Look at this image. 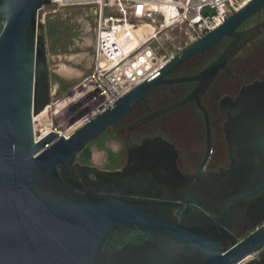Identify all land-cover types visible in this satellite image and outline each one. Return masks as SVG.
Returning a JSON list of instances; mask_svg holds the SVG:
<instances>
[{"label":"water","instance_id":"water-1","mask_svg":"<svg viewBox=\"0 0 264 264\" xmlns=\"http://www.w3.org/2000/svg\"><path fill=\"white\" fill-rule=\"evenodd\" d=\"M54 0H0V264H260L264 256V79L219 100L229 164L202 170L210 153L201 96L232 53L264 24L238 31L264 9L248 0L68 137H34L32 116L50 103L48 57L38 12ZM231 38L193 75L168 77L195 55ZM195 82L183 98L127 130L194 102L204 113L207 151L196 173L176 165L160 135L126 143V162L107 171L80 163L89 143L122 122L161 85ZM252 254L257 258L246 261Z\"/></svg>","mask_w":264,"mask_h":264},{"label":"built area","instance_id":"built-area-1","mask_svg":"<svg viewBox=\"0 0 264 264\" xmlns=\"http://www.w3.org/2000/svg\"><path fill=\"white\" fill-rule=\"evenodd\" d=\"M244 1L54 0L58 6H88L95 20L92 65L84 84L96 108L79 118V126L156 77L170 59L221 25ZM145 25L148 31H141ZM167 29L184 38L171 54L160 43Z\"/></svg>","mask_w":264,"mask_h":264},{"label":"rangeland","instance_id":"rangeland-1","mask_svg":"<svg viewBox=\"0 0 264 264\" xmlns=\"http://www.w3.org/2000/svg\"><path fill=\"white\" fill-rule=\"evenodd\" d=\"M260 14L257 18H264V12H260ZM38 18L42 24L48 57L50 103L45 107H48L46 113L42 114L44 109L41 113L32 116L34 137L36 139L41 136L42 131H54L61 135L71 134L80 127L79 118L86 112L96 108V104L91 102L92 93L89 92L88 86L84 84L92 65L95 25L92 9L88 6H58L51 2L49 5L42 6L38 12ZM253 23L254 19H249L242 25V29L250 27ZM3 24L4 21L0 20V27ZM141 29V31H148L144 28ZM183 40L184 38L177 36L174 30L167 29L162 35L160 43L164 47L166 44H170L172 51H166L171 54L176 51L177 46ZM226 44L227 41L221 49ZM256 56L263 70V74L258 78L264 79V52ZM245 62L246 66L244 65L243 70L247 72L246 79L251 80L253 75L250 73V69L253 68L254 63L251 60ZM237 88L234 81H229L225 77H221L218 81L217 90L221 96L232 94L237 91ZM75 91L80 94L77 95ZM218 101V99H215L213 102L216 107ZM138 112L136 109L135 114ZM175 113L178 118L172 123L171 130L166 131L164 126L165 121L171 116L166 114L159 119V123L156 125L157 133L174 138L181 146L197 145L203 147L205 140L199 130L200 116H196L194 112L189 111V108L186 107L176 110ZM34 118L36 119L34 120ZM153 127L152 125V130ZM196 133L197 135L200 133V137H196ZM126 143L123 131L111 127L87 145L86 149L89 157L87 159L80 157V163L100 170L114 171L121 169L126 162ZM220 161L221 163L224 162L223 159ZM255 257L257 258V254H252L246 261Z\"/></svg>","mask_w":264,"mask_h":264},{"label":"flooded vegetation","instance_id":"flooded-vegetation-1","mask_svg":"<svg viewBox=\"0 0 264 264\" xmlns=\"http://www.w3.org/2000/svg\"><path fill=\"white\" fill-rule=\"evenodd\" d=\"M252 18L254 19V23L250 27L258 23L259 21L264 20V18H261V17L257 18V16L252 17ZM242 25L238 29V31H243V30L250 28L248 27L246 29H242ZM230 40L231 38H226L227 44L230 42ZM223 49L218 47V44H216L214 47H212L207 52L200 54V68L193 69L192 73H189V74H181L177 76L170 74L168 77L186 76V75H193V74L198 73L199 71L206 68L212 61H214L221 54ZM221 71L218 72V74L215 76V78L209 85L208 89L204 92V94L201 96V99H200V105L203 108H205V110L207 111L208 120H209V130H210V149L211 150L209 153L207 163L202 170L205 174L216 172L220 168H226L228 167V164H229V158L227 154V145H226V141H225V138L222 132V124L225 121V114L221 111L219 107V101L217 104L218 108L213 102L215 99L220 100L225 95H228L234 98L237 95L240 88L237 91L233 92L232 94H224L223 96H221V94H219L217 90L219 74ZM183 83H190V87L178 89V87H176V84H168V85H161V86L155 87L152 90V92L147 96V98L144 101L140 102L141 104H144L145 106L140 105L137 107V105H139L140 103L137 104L122 122L115 124L117 126L114 128H117L120 131H123V136L126 142L137 144V143H140L143 138L153 137V136H157L161 134V133H157L158 129L156 128V125H158L159 123V120H158L159 117L166 115V114L171 115L169 116L168 120L165 121V124H164V126L166 127V131H170L172 123L174 122V120L178 118L175 111L183 107L189 108V111L194 112L196 116H200V129L199 130L201 131V136H203L205 140L203 147L202 146L199 147L197 145L181 146L174 138H170L162 134L160 135L163 138L167 139L169 142L174 144V146L178 150V157L176 159V165L183 175L189 176V175L196 173L197 170L200 168L201 163L207 151V138H206V126H205L204 113L201 109L197 107V105L194 102H191L180 108L168 111L152 120H149L147 122H144L140 125H137L127 130V127L131 123L142 118L149 112L154 111L160 107H163L165 105H168L170 103H173L183 98L191 91V89L195 85V82H183ZM136 109L139 111L137 114H135ZM152 125L154 126L153 130L151 129ZM195 136L200 137V133L199 135H197L196 133ZM222 159L224 160L223 163H221L220 161ZM260 264H264V256L260 260Z\"/></svg>","mask_w":264,"mask_h":264},{"label":"trees","instance_id":"trees-1","mask_svg":"<svg viewBox=\"0 0 264 264\" xmlns=\"http://www.w3.org/2000/svg\"><path fill=\"white\" fill-rule=\"evenodd\" d=\"M263 12H264V9L261 11V13ZM259 15L261 14L259 13L257 17ZM0 20H2L1 16H0ZM2 27L3 26L0 27V31ZM225 42H226V38L218 43V47L221 48ZM238 46L232 53L231 61L227 65V69L222 70L219 74V79L221 77H225L229 81L230 80L232 82L234 81V84H236V86L238 87L237 90L242 85L247 84L253 80L263 79V78H258L263 74V70L261 68V64H259V62L256 59L257 57L256 55L264 52V25L261 28L257 29L255 33L249 35L246 39H244L242 43H240ZM165 47L164 48L166 50L172 51V46L170 44H166ZM248 60H251L254 63L253 68L250 69V73L253 75V78L251 80L246 79L247 72L246 71L244 72L243 70L244 65L246 66V64L244 63H246L245 61H248ZM197 68H200V55L199 54L195 55L188 62L184 63L179 69L174 71L172 75L177 76L181 74H189V73H192L193 69H197ZM176 87H178V89L189 88L190 83H178L176 84ZM140 105L145 106L144 104L140 103L139 105H137V107ZM161 117H159L158 120ZM116 126L117 125H114L113 128ZM88 157H89V153H88V150L85 148V150L82 153L81 158L87 159Z\"/></svg>","mask_w":264,"mask_h":264},{"label":"bare ground","instance_id":"bare-ground-1","mask_svg":"<svg viewBox=\"0 0 264 264\" xmlns=\"http://www.w3.org/2000/svg\"><path fill=\"white\" fill-rule=\"evenodd\" d=\"M246 1L247 0H245L244 2H242V5H244L245 3H246ZM142 28H144V29H146V30H148V26H143ZM83 84V83H82ZM75 93H76V91H75ZM77 94V93H76ZM78 94H80V93H78ZM77 94V95H78ZM76 96V95H75ZM74 97V96H73ZM58 100V99H57ZM72 100V99H71ZM65 101V100H64ZM60 104H61V102H60ZM48 106V105H47ZM70 106V105H69ZM61 107V106H60ZM57 109H59V108H57ZM48 110V107L47 108H45V110L42 112V114H44V113H46V111ZM53 112V111H52ZM55 112V111H54ZM50 114V113H49ZM55 115V114H54ZM36 118H34V120H35ZM50 123V122H49ZM48 124V123H47ZM43 126V125H42ZM44 128V127H43ZM56 130V129H55ZM45 133H47V131H42V133H41V135H44ZM39 136V135H38Z\"/></svg>","mask_w":264,"mask_h":264}]
</instances>
